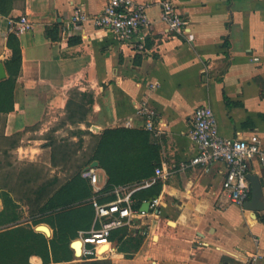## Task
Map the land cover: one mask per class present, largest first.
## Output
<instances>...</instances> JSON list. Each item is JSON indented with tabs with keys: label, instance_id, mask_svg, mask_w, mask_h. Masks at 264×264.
Instances as JSON below:
<instances>
[{
	"label": "crops",
	"instance_id": "obj_1",
	"mask_svg": "<svg viewBox=\"0 0 264 264\" xmlns=\"http://www.w3.org/2000/svg\"><path fill=\"white\" fill-rule=\"evenodd\" d=\"M134 1L148 6L152 20L143 50L135 49L137 39L123 43L91 21L72 23L77 8L95 16L109 0H0V63L6 72L0 83L10 78V35L19 39L22 54L13 90H0V156L16 152L14 140L20 143L17 150H24L33 133L43 139L39 151H49L48 132L81 95L89 98L86 158L93 156L106 132L145 131L159 151L152 179L157 169L166 173V178H157L159 212L114 231V250L107 258L81 263L72 248L77 238L70 237L73 259L63 260V250L54 252L51 247L48 264H247L253 256L264 264V212L231 203L224 190L226 166L179 170L197 153L190 132L199 106L213 109L223 137L257 141L264 149V0ZM163 1L172 3L189 22L188 36L168 31L161 21ZM22 16L33 23V31L12 33L10 20ZM142 102L157 112V135L144 128L145 119L137 113ZM63 131L55 130L57 135ZM142 150L140 144L126 149L119 141L112 150V167L132 177L131 172L140 168ZM96 169L103 202H111L117 186L109 187V176L99 162ZM249 174L261 178L264 190L257 161ZM13 183L1 181L0 195L8 193L17 205L25 203L9 189ZM136 186L129 182L120 187ZM0 207L1 212L2 198ZM41 224L50 228L49 239L58 233V228ZM55 255L61 260L56 262ZM29 264L45 263L32 255Z\"/></svg>",
	"mask_w": 264,
	"mask_h": 264
},
{
	"label": "built area",
	"instance_id": "obj_2",
	"mask_svg": "<svg viewBox=\"0 0 264 264\" xmlns=\"http://www.w3.org/2000/svg\"><path fill=\"white\" fill-rule=\"evenodd\" d=\"M1 17V12H0ZM71 21L75 25L91 21L94 26L111 31L121 42L130 43L134 39L136 50H143L145 39L152 27V20L148 14L146 4L134 0H109L106 8L95 16H90L83 8H77ZM161 21L168 31L179 36L189 35V22L181 16L175 6L168 2H161ZM11 32L22 35L33 31V23L27 16L18 20H10ZM137 113L144 117V128L152 134H159L156 125L157 112L142 102L137 106ZM190 139L194 143L197 153L189 161L180 164L179 170L186 171L191 168L203 167L206 171L217 163H223L226 168L224 190L231 203L243 208L250 200L251 186L247 179L252 162L257 161L264 175V149L257 141L229 139L223 137L218 129L216 115L210 106H199L193 115ZM82 177L90 182L93 189L91 204L95 217L90 230L80 231L76 241L83 243L79 260H101L113 252L111 237L113 232L130 227L137 218L155 215L159 212L160 200L158 198L149 203V211L134 208L133 194L142 188L151 186L157 178H166V173L156 170V177L146 181L141 186L130 189L117 186L112 193L115 199L108 203L100 202L102 188L96 168L90 166L83 170ZM69 264V263H57ZM247 264H261L257 256H253Z\"/></svg>",
	"mask_w": 264,
	"mask_h": 264
},
{
	"label": "trees",
	"instance_id": "obj_3",
	"mask_svg": "<svg viewBox=\"0 0 264 264\" xmlns=\"http://www.w3.org/2000/svg\"><path fill=\"white\" fill-rule=\"evenodd\" d=\"M8 47L12 50V58L7 62V69L10 74V78L0 83V90L11 92L14 88L17 77L21 72V47L19 39L15 35H10L8 39ZM89 103H92L89 101ZM149 133L139 130H114L105 133V137L101 139L96 147L93 156L80 168L79 172H76L66 183L60 188H57L52 196L46 195V188L39 187V194L37 199L26 202L32 207H41L44 211L45 217L35 220L34 225L41 223H48L52 227L58 228V233L53 236L51 240H48L42 233L36 232L32 225H15V220L7 219L6 222L0 223L1 226L9 227L0 229V264H9L4 261L3 256L9 258H18L15 264H29V258L32 255H39L43 258L44 263L51 262L50 250L51 247L54 252L57 250H63V260L73 259V251L69 245V238H78V232L76 231H88L91 229L93 220L95 217V211L91 204V199L94 195L90 182L81 176L83 168L89 167L92 162L98 161L101 168H103L109 176V187L112 189L115 186H124L129 182L136 183L137 187L141 186L145 181L151 180L155 176V163H159V151L158 147L151 145L149 142ZM132 139L133 143L131 140ZM121 141L124 148L129 149L134 145H139L143 149L141 154L140 168L135 173H132V177H124L128 171L122 172L112 167L111 157L112 150L116 148L117 143ZM86 169V168H85ZM46 189V190H45ZM160 191V182L158 179L149 187L137 190L132 198L134 201V208L140 209L144 202L152 201L156 199ZM47 197V198H46ZM3 200L4 208L0 212L1 216H11L17 210L18 205L7 194L0 195ZM100 202L104 203L103 196L100 195ZM41 203L42 206H39ZM32 204V205H31ZM76 204L79 210L69 212L64 210L65 206H73ZM53 213L54 216H50L45 213ZM19 221V219H18ZM81 221V222H80ZM83 222V223H82ZM126 228V227H125ZM124 229V228H122ZM119 229V230H122ZM117 230V231H119ZM115 231V232H117ZM124 231V230H123ZM114 235V233H113ZM112 235V236H113ZM112 239V237H111ZM68 251L72 254H68ZM54 260L60 261L59 257L55 255Z\"/></svg>",
	"mask_w": 264,
	"mask_h": 264
},
{
	"label": "rangeland",
	"instance_id": "obj_4",
	"mask_svg": "<svg viewBox=\"0 0 264 264\" xmlns=\"http://www.w3.org/2000/svg\"><path fill=\"white\" fill-rule=\"evenodd\" d=\"M88 100L87 96L82 97L81 95L74 98L71 101L73 105L69 108L67 107V112L62 117V120L60 119L51 127L52 129L47 134L49 141L46 144V146L50 147L49 151H39L42 147L43 139H39V135L34 133L30 139L25 140L24 150H17L20 143L18 140H14L11 146L16 152L0 156V182L5 183L6 179H10L12 183L14 181L15 183L9 189L13 190V193L17 196L22 195V200L26 199L28 201L30 199L34 201L39 194V187L44 186L42 188L47 189L45 194L50 197L57 189L54 184L58 182L60 184L66 183L76 172H79L80 168L90 159L86 158V153H84V149L89 146L86 137L90 134V124L87 122V109L85 107ZM58 129L65 131L57 135L55 130L57 131ZM71 135H77V139L73 140ZM129 140L132 141V139ZM28 145H32L33 149L28 147ZM58 165L65 166L60 168ZM26 202L18 205L21 213L18 210H13L15 214L8 217L1 216L0 223L6 222L9 218L14 221L18 217L19 221L18 219L15 220L16 222H13L15 223L13 226L30 225L31 227L32 225L35 228L37 225H34L33 222L35 223V220L42 219L46 215H44L41 207H32ZM42 204L39 206H42ZM64 210L74 212L79 209L74 204L73 206H65ZM45 214L51 217L54 216L51 212ZM9 226L3 225L0 229H5ZM3 258L9 264H15L18 261V258H12V256L9 258L3 256ZM80 262L82 263V261Z\"/></svg>",
	"mask_w": 264,
	"mask_h": 264
},
{
	"label": "water",
	"instance_id": "obj_5",
	"mask_svg": "<svg viewBox=\"0 0 264 264\" xmlns=\"http://www.w3.org/2000/svg\"><path fill=\"white\" fill-rule=\"evenodd\" d=\"M6 78V72L5 67L3 63H0V81ZM98 129L96 127L92 128V130ZM98 162H93L90 165V168H97ZM247 179L251 186V197L250 200H248L243 208L244 210H249L252 212H264V190L262 186V180L258 175L248 174ZM150 204L146 203L142 206V211L148 212L149 211ZM1 208V207H0ZM36 230L38 232L43 233L48 238L52 236V232L50 228L46 225H38L36 227ZM83 243L79 241H75L72 245V248H74L76 257H79L81 255V249H82Z\"/></svg>",
	"mask_w": 264,
	"mask_h": 264
}]
</instances>
